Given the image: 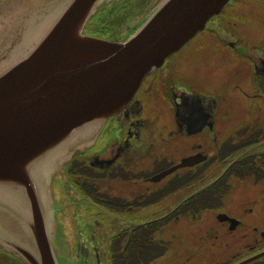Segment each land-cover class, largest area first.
<instances>
[{
  "label": "flooded vegetation",
  "instance_id": "af4514ba",
  "mask_svg": "<svg viewBox=\"0 0 264 264\" xmlns=\"http://www.w3.org/2000/svg\"><path fill=\"white\" fill-rule=\"evenodd\" d=\"M51 193L59 264H264V0L210 17ZM0 264L27 263L0 245Z\"/></svg>",
  "mask_w": 264,
  "mask_h": 264
},
{
  "label": "water",
  "instance_id": "95a60500",
  "mask_svg": "<svg viewBox=\"0 0 264 264\" xmlns=\"http://www.w3.org/2000/svg\"><path fill=\"white\" fill-rule=\"evenodd\" d=\"M109 1L0 0V245L27 264H58L53 173L229 0H152L125 39L86 34Z\"/></svg>",
  "mask_w": 264,
  "mask_h": 264
},
{
  "label": "trees",
  "instance_id": "16d2710c",
  "mask_svg": "<svg viewBox=\"0 0 264 264\" xmlns=\"http://www.w3.org/2000/svg\"><path fill=\"white\" fill-rule=\"evenodd\" d=\"M150 1L117 0L110 5L100 7L99 12L106 11V13L99 15L96 21L91 19L86 30L114 40L125 39L140 22L143 11Z\"/></svg>",
  "mask_w": 264,
  "mask_h": 264
},
{
  "label": "rangeland",
  "instance_id": "374dc122",
  "mask_svg": "<svg viewBox=\"0 0 264 264\" xmlns=\"http://www.w3.org/2000/svg\"><path fill=\"white\" fill-rule=\"evenodd\" d=\"M103 13H106V11L96 14L95 16H93L92 20L96 21L98 19V16L102 15ZM108 19L109 18H107V20ZM212 50L213 47H183L181 52L183 54L189 55V57H198L201 59L202 58L207 59L208 56H211Z\"/></svg>",
  "mask_w": 264,
  "mask_h": 264
}]
</instances>
